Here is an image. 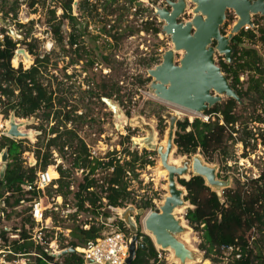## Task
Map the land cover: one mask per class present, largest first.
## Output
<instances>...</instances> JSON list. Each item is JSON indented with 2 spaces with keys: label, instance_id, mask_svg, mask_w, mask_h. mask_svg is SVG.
<instances>
[{
  "label": "rangeland",
  "instance_id": "1",
  "mask_svg": "<svg viewBox=\"0 0 264 264\" xmlns=\"http://www.w3.org/2000/svg\"><path fill=\"white\" fill-rule=\"evenodd\" d=\"M21 1L23 0H20V3ZM108 1L73 0L70 16L72 20H65L60 27L61 45L56 44L55 37L48 25V21L51 19L48 14L49 9L56 11V17L61 16L57 2L48 1L44 8L39 6V8L33 9H28L25 5L20 4L15 19L11 18V15L5 18L0 13V40L3 35H6L14 42L25 43V45L22 43L17 45V50L11 61L14 68L21 65L27 69L33 64L34 58L28 55L27 45H30L41 56L49 54L50 65L44 80L50 79L52 88L61 100V105L56 107L61 111V119L65 112L73 111L72 121L66 125L61 123L59 131L73 130L86 145L93 158L102 159L114 152H118L116 155L122 154L121 157L125 151L137 152L138 155H142L144 151L147 154L154 152V155L148 156L153 165L146 166L139 172L138 178L130 182L129 190L134 200L133 204L129 203L126 208L127 206L134 208L136 204L145 200H150L153 207L156 208L167 195V180L163 175H158L159 170L161 171L158 156L155 151L144 147L145 142H149L155 147L159 145L165 147L170 117L176 116L177 123L185 120L190 123L194 119L203 121L206 115H194L179 107L163 103L155 99L149 92L147 89L149 82L141 85V81L148 79L146 71L157 66L160 63L161 55L171 48L169 39L161 33L162 23L158 20L156 21L159 29L157 35L141 32L142 24L149 21L151 8H160L162 4L164 5V1L114 0L112 4H108ZM12 2L13 0H7V3L3 4L0 0V7L4 12H8ZM192 8V5L189 4L185 15L179 21H188L192 17ZM235 20L233 12H227L226 20L221 28L223 35L228 34ZM252 23L254 29L263 27L264 19L254 16ZM71 34L77 37L78 47L83 49L79 50L78 54L74 53L77 48L74 46L69 48L67 45L68 37ZM245 45L247 46V44ZM256 48L260 51L259 47ZM78 57H82L80 61H77ZM105 57L107 62L104 61ZM152 57L157 60L151 63L148 68L146 63H149ZM180 57V54L175 55V62ZM220 60L223 61V58L216 55V64ZM90 62L94 64L89 66ZM244 80H246L245 77H240V82H244ZM103 87L113 88V96L109 100L120 108L122 112L120 120H116L113 113L101 102L100 99L104 97L98 98L97 96L96 98V95L101 94ZM245 106L246 111L241 112L240 109ZM236 114L242 117V122L245 118H255L257 115L263 117L260 103L254 104L248 100H244L243 106L236 109ZM9 118L3 120L0 117V139L7 137L5 131L8 129ZM14 122L20 126L22 133L29 134L24 139L10 138L15 142H21L22 147L27 149L28 152L23 153L21 159L25 163L24 166L28 167L33 161H36V150L41 149L43 152V145L47 139L54 137V135L48 136V130L53 122H43L39 116L26 120L15 118ZM247 123L248 131L252 127L255 132L251 130L250 135L246 136L243 130L238 128L239 133L235 135L238 141L234 144H232L233 141L227 142L228 158L224 168L218 157H214V162L209 164L199 154L181 157L177 155L175 147L169 156V164L173 165L176 162L175 166L180 167L185 161L191 164L192 159L199 156L204 164L215 169L218 181L228 183V188H234L237 183L242 184L246 180L256 179L264 174V151L256 140L262 127L251 124L249 121ZM127 137L128 142L125 140ZM251 140L254 142L251 143ZM66 150L64 148L63 151ZM3 151H0V156ZM66 152L64 155L58 153L57 149L51 152L52 163L46 168L50 180L59 178L56 172L58 166L66 170L70 169L69 150ZM2 168L3 164L0 163V169ZM68 173L69 181H71L70 194L66 193L61 196L74 205L72 194L81 179V172L68 171ZM221 192L222 190L219 191L220 195ZM188 208L190 207L186 203L180 213L175 211L176 218L183 220L185 226L187 224L184 221V215ZM107 211L109 219L119 222L117 210L108 209L105 212ZM18 214L19 212L16 210L7 214L10 217V223L4 217L0 218V229L2 226L18 229L20 226ZM81 214L83 216L72 225L70 222L62 223L59 218L58 220L61 225L66 224L71 229H76L75 227L80 229L83 227V223L96 224L101 220L100 217H94L89 213ZM257 237L251 239L250 243H253L252 247H254L256 256L264 260V242L263 245L253 242ZM179 239L181 240L183 237L181 236ZM184 240L187 241L188 248L197 250L203 257V253L197 249L199 239L195 233L191 231ZM153 247L157 252L158 249L154 245ZM158 254L161 258L159 261L157 259L155 264L171 263L167 252L159 251ZM228 256L226 254L213 256L211 257L213 262L201 260L200 263L190 264H227L230 261Z\"/></svg>",
  "mask_w": 264,
  "mask_h": 264
},
{
  "label": "trees",
  "instance_id": "2",
  "mask_svg": "<svg viewBox=\"0 0 264 264\" xmlns=\"http://www.w3.org/2000/svg\"><path fill=\"white\" fill-rule=\"evenodd\" d=\"M57 2L61 10V16L56 17V11L49 9L51 19L48 25L55 37L56 44H62L60 27L65 20L71 21V5L73 0H13L8 12L0 7V13L6 18L11 15L15 19L20 4L28 9L44 8L47 2ZM3 4L7 0H2ZM114 0H109L112 4ZM141 32L158 34V27L153 23L144 22ZM223 34V32H222ZM25 45L24 42H14L8 36L3 35L0 40V117L7 120L11 114L16 119L39 118L46 123L53 122L48 130V138L41 149L36 150L34 167L24 166L21 156L28 152L22 147L21 142H15L9 138L1 137L0 151L7 150V161L3 176L0 177V198H5V206L15 207L22 200L20 186L32 183L35 173L45 171L51 165L52 151L66 154L69 150L70 169L56 168L59 175L57 180L51 184L54 195L70 194L68 171L81 172L80 181L72 194L76 211L89 213L94 217L108 218L106 210L123 209L129 203L133 204V196L129 190L130 182L136 180L139 172L153 163L148 159V154L138 155L137 152L125 151L124 155L114 152L99 159L93 158L88 152L86 145L73 130L59 131L60 124L66 125L72 121L73 111L65 112L56 107L61 105L52 88L50 79L44 80V76L50 65L49 54L42 55L27 45L28 55L34 58L33 64L24 69L21 65L14 68L11 65L17 45ZM247 44V46L245 45ZM67 45L73 46L75 54L79 53L77 37L69 35ZM232 48L231 63L225 64L222 60L217 66L227 76L231 88L237 96L261 105V115L255 118H245L236 114L239 107L233 100L225 99L222 103L215 105L204 115L210 116L207 122L194 119L192 122L183 121L176 124L173 144L177 155L190 157L199 154L206 163L212 164L214 157L220 158L221 166L225 167L228 158V141L238 140L232 135L239 133L238 128L243 130L246 136L250 135L247 121L254 125L264 126V26L253 30L241 31L234 36L230 42ZM259 47L260 51L256 48ZM82 57H78L80 61ZM152 57L146 66L156 62ZM107 62V58H104ZM111 63V62H108ZM94 63L90 62L89 66ZM240 77H245L240 82ZM149 79L141 81V85L148 83ZM104 97L110 99L113 96V88H102L101 94L96 98ZM252 107H255L252 105ZM246 111V106L240 109ZM61 119V120H60ZM240 126V127H239ZM260 146L264 149V128L258 135ZM257 138V139H258ZM128 142V137L125 139ZM43 144V143H42ZM66 148V151H63ZM64 157V156H63ZM217 176H220L217 174ZM226 179V177H223ZM178 185L184 188L186 196L184 201L190 206L184 215L187 226L198 236L197 249L203 253V259L213 262V256L223 255V250L232 249L229 254L230 261L227 264H264L262 258L255 254L250 240L258 236L253 242L257 245L264 242V174L256 179L237 183L234 188L224 189L218 196L205 185L200 177H191L189 180H178ZM139 208L148 210L153 208L150 200L141 202ZM104 210V212H103ZM23 223H30L23 219ZM120 230L127 232L121 222H117ZM75 237L81 245L93 241L101 236L102 225L90 223L87 230L75 229ZM142 236V235H141ZM77 245H72L76 247ZM41 259L36 258L33 264H51L57 258L47 255L40 247L37 248ZM238 256V258H235ZM62 264H82V258L76 253H67L61 257ZM47 262V263H46ZM155 264L157 252L148 240L147 247L138 249L131 264Z\"/></svg>",
  "mask_w": 264,
  "mask_h": 264
},
{
  "label": "water",
  "instance_id": "3",
  "mask_svg": "<svg viewBox=\"0 0 264 264\" xmlns=\"http://www.w3.org/2000/svg\"><path fill=\"white\" fill-rule=\"evenodd\" d=\"M166 7L155 9L150 15L162 23L161 33L170 41L171 48L161 55L160 63L146 71L149 81L147 89L155 99L189 112L203 115L224 99L233 100L238 106H243V100L231 88L227 76L215 62V56L223 58L225 64L231 63L232 38L244 30H253L252 17L264 19V0H164ZM192 5V17L182 22L179 19L185 15L188 5ZM233 12L236 20L227 35L221 28L226 20L227 12ZM1 22V19H0ZM180 59L175 62V55ZM101 102L109 109L116 120H120L122 112L108 98ZM5 135L13 139H24L29 134L22 133L20 126L15 124L14 115L9 116ZM178 119L170 117L165 147L145 142L150 151H155L161 170L166 171L167 195L163 202L144 215L141 221V242L138 243V227L132 214L143 215L144 211L131 206L118 212V219L131 235L128 246V257L124 264H131L138 249L146 248L147 240L167 252L171 256L170 264L200 263L204 260L197 250L187 247L184 239H179L192 230L184 225L183 220L176 218L175 211L184 208L186 192L178 185V180H189L200 177L205 185L220 196L219 191L228 189L227 182L216 179L214 168L204 164L199 156H195L191 164L185 161L180 167L169 164V156L174 146L175 125ZM176 149V148H175ZM7 161V150L0 156V177L3 176ZM188 204V203H187ZM189 206V205H188ZM190 207V206H189ZM189 209V208H188ZM68 249L65 253H73ZM175 262V263H173Z\"/></svg>",
  "mask_w": 264,
  "mask_h": 264
},
{
  "label": "built area",
  "instance_id": "4",
  "mask_svg": "<svg viewBox=\"0 0 264 264\" xmlns=\"http://www.w3.org/2000/svg\"><path fill=\"white\" fill-rule=\"evenodd\" d=\"M209 118L210 116H206L202 122H207ZM261 127L264 128L263 125ZM250 130L255 132L252 127ZM232 136L235 137V135ZM256 140L260 146L259 138L256 137ZM253 142L251 140V143ZM35 164L36 161H33L28 167L32 168ZM53 181L48 178L46 170L38 171L35 173L32 183H25L20 186L23 198L17 206L12 208L5 206V198L8 197V194H4V197L0 198V218L4 217L6 220L7 214L16 210L24 216L23 219L30 221V223H24L21 229H10L8 226H2L0 229V264H33L36 258L44 261L37 251L38 247L51 256L48 248L51 244L49 236L52 228L48 227L45 222L51 221L50 213L58 212V207L63 205V207L68 208L67 203L56 202L63 198L61 195H54L51 191ZM100 218L101 236L93 241H88L78 250L82 264H124L128 257L131 235L127 230V232L121 231L117 221ZM89 225L87 223L83 227H89ZM222 252L229 255L232 249L228 248ZM160 258L161 256L158 254V261Z\"/></svg>",
  "mask_w": 264,
  "mask_h": 264
},
{
  "label": "crops",
  "instance_id": "5",
  "mask_svg": "<svg viewBox=\"0 0 264 264\" xmlns=\"http://www.w3.org/2000/svg\"><path fill=\"white\" fill-rule=\"evenodd\" d=\"M61 201H63L64 203H67L68 208L63 207V205L58 207V212H51L50 213L51 221L47 220L45 222L48 227L52 228V232L50 233V236H49V241L51 244H50L48 249H49V253H51V256H54L55 258H57V261L55 262V264H62L61 257L65 254H67V253L62 254V252L67 251L68 249H73L74 253L78 254V250L83 246L78 242V240L75 237L76 236L74 233L75 229H71L66 224L61 225V222L62 223L70 222L71 225H72V223L75 224L76 221L79 218H81V216H83V215L76 211L75 203H74V205H71L69 203V201H66L63 199L57 200L56 202L59 203ZM18 217L20 220L19 228L21 229L24 226V223H23V217L24 216L19 213ZM58 218L62 221L60 222L58 220ZM6 220H8L10 223L9 215L6 218ZM97 221H98V219H97ZM84 224H87V223H83V225ZM75 228L77 229V227H75ZM88 228H89L88 226H85V227H82L80 229L87 230ZM56 234H57V237H56ZM73 244L77 245V246L73 248L72 247ZM157 252H158V250H157Z\"/></svg>",
  "mask_w": 264,
  "mask_h": 264
},
{
  "label": "flooded vegetation",
  "instance_id": "6",
  "mask_svg": "<svg viewBox=\"0 0 264 264\" xmlns=\"http://www.w3.org/2000/svg\"><path fill=\"white\" fill-rule=\"evenodd\" d=\"M164 1V0H163ZM170 1H172V0H170ZM166 7V4H165V2H164V5L162 4L161 6H160V8L161 7ZM155 9H157V7H153V8H151V14L152 13H154V11H155ZM150 14V15H151ZM157 20L156 19H151V17H149V21H145V22H150V23H153L154 24V27H157V25H156V22ZM248 30H250V29H248ZM244 31H246V30H244ZM155 35H157V34H155ZM224 63V62H223ZM143 153H146L145 151L143 152ZM142 153V154H143ZM156 153V152H155ZM147 154V153H146ZM154 155V152H150L148 155H149V157H150V155ZM157 155V154H156ZM164 176V175H163ZM140 205H141V202L139 203V204H136L135 205V207H134V209H135V211H139V210H143L144 211V214L143 215H136V214H132L131 216H132V218H133V220L136 222V224H137V227H138V231H139V234H138V236H137V238H138V243H140L141 242V238H142V234L140 233V230H141V221H142V219H143V217H144V215H146L147 213H149V212H152V211H156V208L155 207H153V208H149L148 210H145V209H142V208H139L140 207ZM126 208V207H125ZM148 211V212H147ZM145 212H146V214H145ZM147 245H148V240H147V243H146V247H147Z\"/></svg>",
  "mask_w": 264,
  "mask_h": 264
},
{
  "label": "bare ground",
  "instance_id": "7",
  "mask_svg": "<svg viewBox=\"0 0 264 264\" xmlns=\"http://www.w3.org/2000/svg\"><path fill=\"white\" fill-rule=\"evenodd\" d=\"M27 61V60H26ZM175 107H177V106H175ZM182 109V108H181ZM184 110V109H183ZM187 111V110H186ZM189 112V111H188ZM189 113H192V112H189ZM192 114H194L195 115V113H192ZM166 141V140H165ZM161 144V143H160ZM163 146V145H162ZM173 165H177V163L175 162V163H173ZM159 170V169H158ZM158 175H164V178H166V171H164V170H159V172H158ZM181 210V209H180ZM180 210H178V211H176V213H180ZM177 215V214H176ZM187 235H189V233H186V234H184L182 237H183V239H186V236ZM185 241V240H184ZM185 243H187V241H185ZM157 249H159V248H157ZM170 258H171V256H169ZM173 263H175V262H173ZM176 264V263H175Z\"/></svg>",
  "mask_w": 264,
  "mask_h": 264
}]
</instances>
